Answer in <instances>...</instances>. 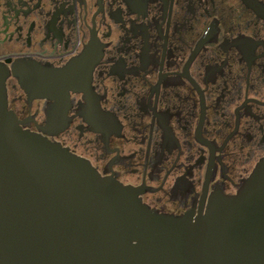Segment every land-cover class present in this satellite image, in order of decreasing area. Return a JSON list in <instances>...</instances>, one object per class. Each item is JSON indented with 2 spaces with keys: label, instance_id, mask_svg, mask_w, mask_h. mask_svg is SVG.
Segmentation results:
<instances>
[{
  "label": "flooded vegetation",
  "instance_id": "af4514ba",
  "mask_svg": "<svg viewBox=\"0 0 264 264\" xmlns=\"http://www.w3.org/2000/svg\"><path fill=\"white\" fill-rule=\"evenodd\" d=\"M0 64L23 129L154 216L264 186V0H0Z\"/></svg>",
  "mask_w": 264,
  "mask_h": 264
},
{
  "label": "water",
  "instance_id": "95a60500",
  "mask_svg": "<svg viewBox=\"0 0 264 264\" xmlns=\"http://www.w3.org/2000/svg\"><path fill=\"white\" fill-rule=\"evenodd\" d=\"M8 73L0 64V264H264L258 176L195 218L154 216L133 187L23 129Z\"/></svg>",
  "mask_w": 264,
  "mask_h": 264
}]
</instances>
